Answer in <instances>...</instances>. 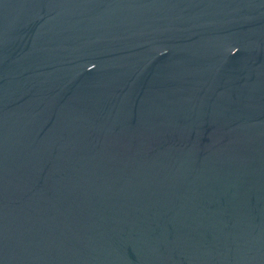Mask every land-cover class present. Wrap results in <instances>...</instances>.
Listing matches in <instances>:
<instances>
[{"label":"water","instance_id":"obj_1","mask_svg":"<svg viewBox=\"0 0 264 264\" xmlns=\"http://www.w3.org/2000/svg\"><path fill=\"white\" fill-rule=\"evenodd\" d=\"M0 264H264V0H0Z\"/></svg>","mask_w":264,"mask_h":264}]
</instances>
